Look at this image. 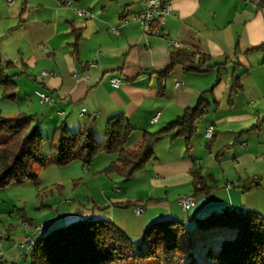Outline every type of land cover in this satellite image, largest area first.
<instances>
[{"label":"crops","instance_id":"0c3cea01","mask_svg":"<svg viewBox=\"0 0 264 264\" xmlns=\"http://www.w3.org/2000/svg\"><path fill=\"white\" fill-rule=\"evenodd\" d=\"M66 1L16 0L7 6L0 0V62L11 63L5 73L42 131L52 135L60 124L75 131L91 121L93 133H100L110 116L123 113L133 128L127 146H133L143 131L162 129L199 97L207 107L188 144L173 136L176 129L158 136L154 157L126 178L129 183L115 184L118 193L110 203L129 200L128 207L65 216L59 225L92 216L139 237L156 220L195 223V217L224 206L264 215V48H256L264 45V0H171L160 25L166 38L144 34L132 19L142 8L137 0ZM168 39L209 56L212 67L192 72L176 65L160 77L157 71L168 66L175 48ZM43 70L52 76L38 79ZM112 77L120 80L118 87ZM37 90L50 102L41 103ZM210 124L215 130L208 140ZM195 175L212 189L183 210L178 199L193 195ZM138 205L144 209L135 214Z\"/></svg>","mask_w":264,"mask_h":264},{"label":"trees","instance_id":"16d2710c","mask_svg":"<svg viewBox=\"0 0 264 264\" xmlns=\"http://www.w3.org/2000/svg\"><path fill=\"white\" fill-rule=\"evenodd\" d=\"M256 48H264V45ZM208 62L209 56L197 49L174 48L168 66L157 73L165 77L176 65H181L186 71L204 72L212 67L207 65ZM10 64L2 65L0 62V86L5 97L14 98L16 84L5 73ZM206 107V100L199 97L193 107L185 109L181 116L162 129L143 131L133 146H127L133 128L123 113L106 120L100 139L94 135L91 121L75 131L60 124L48 138L50 154L42 152L45 138L32 114L0 116V188L26 179L37 180L34 166H63L74 160L85 166L101 152L117 154L106 171L130 178L154 157L152 146L158 136L176 129L173 136L184 137L188 144L195 132L196 121L203 116ZM193 187V196L212 189L199 175L194 176ZM129 205L113 203L117 208ZM194 222L199 228L234 227L235 236L223 239L215 249L204 246L202 255H195L192 251L181 252V237L186 231L184 220H156L139 237L132 238L112 221L90 216L34 238L24 264H150L152 261H156L155 264H264L263 214L224 206L195 217ZM0 264L14 263L0 258Z\"/></svg>","mask_w":264,"mask_h":264},{"label":"rangeland","instance_id":"374dc122","mask_svg":"<svg viewBox=\"0 0 264 264\" xmlns=\"http://www.w3.org/2000/svg\"><path fill=\"white\" fill-rule=\"evenodd\" d=\"M15 3L16 0H13L12 5ZM3 90L0 86V116L29 114L22 109L23 100H18L16 96L5 97ZM42 132L45 138L42 152L50 154L48 138L51 135ZM101 134L102 131L94 135L100 139ZM116 157L114 152H101L93 158L91 164L85 166L79 160L63 166H34L37 180L26 179L22 183H10L0 188V258L7 263L24 264L26 256L21 255L19 249L26 237L38 238L48 233L61 226L59 224L65 216L109 212L107 209L113 206V202L110 203L108 198L117 195L118 185L123 186L130 182L115 172L106 171ZM66 219L69 217L64 220ZM44 223L51 225L45 226L42 231L36 230L37 225ZM185 227L186 231L181 237V252L192 251L195 255H200L208 246L215 249L223 239L234 237L236 232L235 228L230 226L199 228L189 221L185 222ZM155 263L156 261L150 262Z\"/></svg>","mask_w":264,"mask_h":264},{"label":"built area","instance_id":"2783aa9c","mask_svg":"<svg viewBox=\"0 0 264 264\" xmlns=\"http://www.w3.org/2000/svg\"><path fill=\"white\" fill-rule=\"evenodd\" d=\"M139 4L142 6L141 10L137 12L135 15L132 16V19L137 21L139 24V27L142 29L143 33L146 35H156V36H162L166 38V35L163 33L161 24L163 21V17L168 15L171 10V0H137ZM13 0H6L5 4L12 5ZM67 4H71V0L66 1ZM76 13L80 16H86L87 14L84 11L76 10ZM157 23V25H155ZM113 33H117V30L114 28L112 29ZM169 43L174 46L175 48H179L180 44L176 41H171L168 39ZM89 66L95 67L96 62L90 61L88 63ZM51 71L43 70L40 72L38 79H44L45 77L52 76ZM74 76H79V74H74ZM83 77H88L86 73H83ZM113 87H118L120 85V80L116 77H112L110 80ZM180 83L177 82L176 86H179ZM36 96L38 100L41 103L50 102L51 97L47 95L46 93L37 90ZM85 109H82V112H84ZM60 115H63L62 112H59ZM158 113L151 118V122H155ZM215 128L214 125L210 124L207 126L204 136L208 140L211 139L212 134L214 132ZM179 205L182 207L183 210H188L191 206L194 205V196L193 195H186L183 197H180L178 199ZM233 207V206H232ZM144 207L141 205H138L134 208L135 214H140L143 211ZM49 223H44L43 225H37L36 230L40 231L45 226H47ZM42 226V227H41ZM34 245V238L33 237H26L24 242L20 244V253L21 255H26L29 253Z\"/></svg>","mask_w":264,"mask_h":264}]
</instances>
